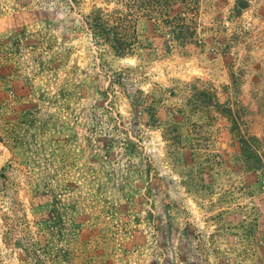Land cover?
Segmentation results:
<instances>
[{
  "label": "rangeland",
  "instance_id": "374dc122",
  "mask_svg": "<svg viewBox=\"0 0 264 264\" xmlns=\"http://www.w3.org/2000/svg\"><path fill=\"white\" fill-rule=\"evenodd\" d=\"M236 1L118 57L84 22L113 0H0V264H264V0Z\"/></svg>",
  "mask_w": 264,
  "mask_h": 264
},
{
  "label": "trees",
  "instance_id": "16d2710c",
  "mask_svg": "<svg viewBox=\"0 0 264 264\" xmlns=\"http://www.w3.org/2000/svg\"><path fill=\"white\" fill-rule=\"evenodd\" d=\"M113 1L116 4L113 9L109 11L96 7L84 16V22L94 42L115 56L123 57L137 52L143 57L158 56L172 47L193 48L204 43L197 38L193 21L187 18L188 7H193L190 0ZM176 6L179 7L177 10ZM243 7L245 5L241 0L235 2L237 13ZM133 106L147 108L137 101ZM168 126L177 131L179 123L170 122ZM42 220L45 223L48 221L46 218Z\"/></svg>",
  "mask_w": 264,
  "mask_h": 264
}]
</instances>
